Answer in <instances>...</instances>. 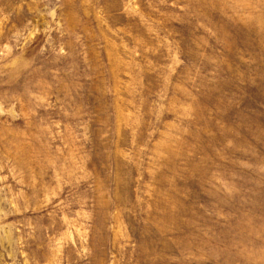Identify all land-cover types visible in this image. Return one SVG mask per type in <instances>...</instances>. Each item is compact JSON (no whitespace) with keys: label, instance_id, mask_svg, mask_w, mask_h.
I'll list each match as a JSON object with an SVG mask.
<instances>
[{"label":"rangeland","instance_id":"rangeland-1","mask_svg":"<svg viewBox=\"0 0 264 264\" xmlns=\"http://www.w3.org/2000/svg\"><path fill=\"white\" fill-rule=\"evenodd\" d=\"M0 264H264V0H0Z\"/></svg>","mask_w":264,"mask_h":264}]
</instances>
